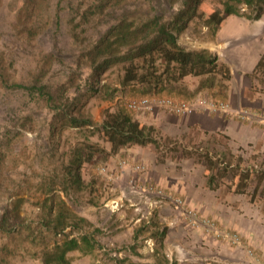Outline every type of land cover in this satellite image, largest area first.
<instances>
[{
    "label": "rangeland",
    "instance_id": "rangeland-1",
    "mask_svg": "<svg viewBox=\"0 0 264 264\" xmlns=\"http://www.w3.org/2000/svg\"><path fill=\"white\" fill-rule=\"evenodd\" d=\"M25 1L0 0V61L3 62V72L12 83L29 84L38 80L50 89L68 83L69 77L74 74L76 88H70L71 98L79 100L84 114L92 119L95 128L101 126L104 111L126 107L131 98L120 93V66L105 71L100 75L96 86L89 89L85 80L91 77L92 71L82 56L104 32L122 19L137 22L161 15L168 21L177 12L179 5L171 3V0H125L103 12L94 11L90 14L86 10L93 0H49L47 6L35 17L37 26L34 31L28 33L18 25V12ZM219 8L221 5L218 0L203 1L198 7L197 16L178 35L177 43L185 50H207L216 54L218 61L230 72L229 81L224 83L225 89L220 92L216 84L212 89L200 88L202 78H189L176 85L178 91L173 95L194 104L195 111L188 117L198 113L213 116L218 114L249 122L264 130V125L258 122L242 120L230 112L213 110L222 104L231 110L240 109L264 115V112L228 103L231 86L237 85L238 80V74L231 73V68L234 67L229 64L233 51L243 43L244 25H252L256 21L246 18L253 15V12L241 6L239 16L226 18L223 26L218 31H213L199 15H209ZM85 13L88 18L78 25L75 19ZM48 57L52 58L51 63ZM249 74L246 93L249 100H254L259 95L264 96L251 89ZM89 81L93 82V79ZM113 89L118 92L112 93ZM219 93L224 98H220ZM154 113L164 114L172 120L169 126L167 123L154 126L160 135L173 139L184 137L182 145L188 148L201 143L202 148H208L218 157L226 147L228 153L234 155V160L241 157L243 161L240 165L243 168L264 167L262 141L255 145H241L221 132H205L199 125L170 136L165 131L170 130L172 125L177 126L181 116L158 108L131 112L134 119L141 121L153 118ZM23 118H26L21 120L25 126L21 125L20 119ZM62 118L53 119L49 109L40 100L30 98L21 89L0 87V134L5 139L0 141V156H3L0 167V220L5 216L9 226L17 229H14L10 237H0V264H41L43 253L51 251L53 242L46 247L34 242L32 244L31 238L22 231L25 226L36 224L46 197H59L71 212L86 220V223L79 225V230L66 228V236L71 238L85 234L94 241L90 251L69 252L66 257L70 264H168L173 261L178 264L177 259L184 261L188 249H167L165 244L167 228L163 220L166 215L162 209L167 208L168 212L182 220L176 211L164 205L151 207L149 201L130 192L132 185L136 188L147 186L140 180H132V177L143 173L145 167L129 157L127 149L131 147L123 148L111 156L96 153L90 162L82 165L80 188L68 181L65 170L76 149L86 143H95L106 151L110 150V146L93 133L91 128L69 127ZM203 132L206 136L201 135ZM172 145V142H167L164 150H156L152 145L139 148L146 152V156L149 154V158L154 156L155 164L165 167L166 175L181 174L188 169L199 173L200 179L201 176L205 179L203 165L193 158H184L179 152H172ZM123 167L136 173H119ZM170 167L172 169L169 170ZM170 171L172 172L169 173ZM255 186L256 181H253L245 194H235L228 190L227 181L216 190L208 189L205 184L208 190L218 193L217 197L223 204L232 207V215L237 220L242 219L245 226L252 224L250 230L258 244L264 238V181L258 188L255 189ZM167 216L171 217L168 213ZM208 220L214 223L218 231L237 235L239 244L204 229L199 230L215 237L228 248L245 245V240L239 233ZM163 229L166 230L164 237L161 236ZM63 239L60 235L56 237L57 243H61ZM245 249L247 256L253 255L246 245ZM203 260H216L221 264L243 263L216 255L197 259L194 264Z\"/></svg>",
    "mask_w": 264,
    "mask_h": 264
},
{
    "label": "trees",
    "instance_id": "trees-1",
    "mask_svg": "<svg viewBox=\"0 0 264 264\" xmlns=\"http://www.w3.org/2000/svg\"><path fill=\"white\" fill-rule=\"evenodd\" d=\"M125 0H93L86 10L92 14L94 11L103 12L106 8L117 5ZM205 0H171L178 3L177 12L170 20H164L161 15H155L139 21L122 19L110 27L82 56L85 64L91 69V77L86 78V86L91 89L100 80L105 71L120 66L122 75L119 78L120 93L129 96L131 100L162 96L181 100L174 92L184 80L202 78L200 88L212 89L215 84L220 92L225 89L224 83L229 81V69L218 61L216 54L207 50H185L177 43L180 35L188 23L197 16L198 7ZM221 8L209 15L200 14L199 18L213 31H218L226 18L239 16L241 6L253 12L247 19L258 20L264 14V0H218ZM49 0H26L18 12L21 30L31 33L34 31L35 17L47 6ZM87 14L78 17L76 22L86 21ZM17 25V26H18ZM51 63V57L47 58ZM80 62V61H79ZM3 62L0 61V87L9 86L13 89L23 90L30 98H37L49 109L53 119H62L69 127L91 128L93 133L109 144L106 151L95 143H86L76 149L71 156L65 170L68 181L77 188L81 186L80 170L82 165L90 162L96 153L111 156L126 147H146L152 145L156 150H164V146L172 142L171 151L180 153L184 158H193L203 165L205 170L206 187L216 190L227 181L228 190L235 194H245L248 186L256 181L255 189L264 181V167L243 168L241 157L224 153L220 157L202 144L187 147L182 145V139H173L160 135L156 128L134 119L132 110L120 106L115 111L106 110L99 128L94 127L92 119L85 115L82 104L78 99H72L70 88L74 85V74L69 77L68 83L56 89H50L42 82L12 83L3 72ZM251 89L264 94V56H261L253 71L249 74ZM93 79V82L89 80ZM76 88V86H75ZM178 91V90H177ZM118 90L113 89L112 93ZM111 93V94H112ZM220 98L224 95L219 93ZM219 98V99H220ZM59 116V117H57ZM26 118L20 119L24 120ZM21 125L25 124L21 121ZM217 136H219L217 134ZM4 137L0 134V141ZM223 138L227 139L223 136ZM5 139H3L4 141ZM3 156H0V167ZM86 220L77 217L69 210L65 202L59 197H46L42 203L40 216L35 225L25 226L22 231L31 238L32 244L46 247L53 242L51 251L44 252L40 258L41 264H70L66 257L69 252H87L93 249L94 241L85 234L69 238L64 233L70 227L79 230L80 224ZM16 227H10L7 218L0 220V237H10ZM163 229L161 236L164 237ZM63 236L61 243L56 237ZM34 242V243H33ZM168 264H177L175 261Z\"/></svg>",
    "mask_w": 264,
    "mask_h": 264
},
{
    "label": "crops",
    "instance_id": "crops-1",
    "mask_svg": "<svg viewBox=\"0 0 264 264\" xmlns=\"http://www.w3.org/2000/svg\"><path fill=\"white\" fill-rule=\"evenodd\" d=\"M261 56H264V15L259 20H256L254 24L244 25L243 43L233 51L232 61L229 65L234 67L231 68V73H237L238 80L237 85L231 86L228 95L229 104H239L257 112H264V96L259 95L256 99L249 100L246 94L249 88L247 74L253 71ZM138 120L141 121V119ZM171 121L164 114L154 113L153 118L149 117L141 122H146V124L152 126L167 123L169 126L172 124ZM174 126H170L171 129L166 130L165 133L173 136L198 126L208 133L221 132L241 145H255L260 144L261 141L264 143V130L259 126L226 118L218 114L213 116L206 113H198L193 117L183 115L178 119L177 126ZM191 126L192 128H190ZM201 135L206 136L204 132ZM127 151L133 161L145 167L143 173L138 177H132L133 181L140 180L143 185H151L166 193L182 198L188 207L203 217L216 221L221 226L239 233L245 240V245L253 252L252 256H247L245 245L228 248L215 237L199 229L192 228L165 208L162 209V212L166 215L163 221L167 228L165 241L167 249L172 247H177L180 251L188 249V254L187 256L185 255L184 261L177 259L178 264H194L197 259L201 260L204 257L216 255L225 259L243 262L240 264H264V238L256 244L255 235L250 230L252 224L245 226L242 219L237 220L232 215V207L223 204L217 197L218 193L205 187L206 181L202 176L201 179L199 178V173L185 169L181 174L173 173L169 176L165 174V167L155 164L154 156L149 158V154L146 156V152L139 147L133 146ZM170 169L172 168L170 167ZM119 173L136 172L123 167ZM167 213L171 217H168Z\"/></svg>",
    "mask_w": 264,
    "mask_h": 264
},
{
    "label": "built area",
    "instance_id": "built-area-1",
    "mask_svg": "<svg viewBox=\"0 0 264 264\" xmlns=\"http://www.w3.org/2000/svg\"><path fill=\"white\" fill-rule=\"evenodd\" d=\"M126 107L132 111L140 110H151L153 108L163 109L164 111L177 115H189L195 111V106L193 103L185 102L181 100H174L170 98H143L139 100H129L126 103ZM214 111L230 112L238 118L251 122H258L264 125V115H257L249 113L243 110H231L228 109L226 105H219ZM124 164V163H123ZM130 192L135 193L143 197L146 201H149L151 207L168 206L172 208L178 216L187 224L195 229H204L206 232H212L216 236H222L224 238L230 239L232 243L239 244L240 239L235 234L222 233L218 231L214 223L208 219L202 218L199 213L188 207L184 200L178 196L171 195L164 192L161 189L154 188L153 186H142L136 188L135 186L130 187ZM199 264H221L218 261H199Z\"/></svg>",
    "mask_w": 264,
    "mask_h": 264
}]
</instances>
